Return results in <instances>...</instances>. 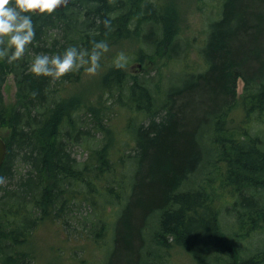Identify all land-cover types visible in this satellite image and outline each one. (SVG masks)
Instances as JSON below:
<instances>
[{
    "label": "trees",
    "instance_id": "1",
    "mask_svg": "<svg viewBox=\"0 0 264 264\" xmlns=\"http://www.w3.org/2000/svg\"><path fill=\"white\" fill-rule=\"evenodd\" d=\"M144 1L71 0L50 15H33L35 39L24 57L11 64L0 59V132L8 131L0 166V264H31L24 246L36 228L51 222L68 229L79 206L89 212L77 220V240L95 242L107 235L110 217L123 207L110 264H160L159 252L172 245L197 264H264V248L246 254L239 247L264 233V138L246 126L249 116L264 112V0H219L220 15L200 54L203 71L171 86L159 107L132 80L128 105L147 118L130 125L133 146L117 149V156L105 122L109 107L78 93L84 67L55 82L29 71L35 55H62L69 47L90 52L94 41L113 46L137 40L147 23L159 30L160 45L172 50L171 19ZM153 33L152 28L145 37L159 50ZM7 75L16 86L10 110L2 95ZM125 77L114 65L105 69L100 91L111 94L114 84L121 91ZM237 106L247 117L235 124ZM82 114L90 115L93 132L82 127ZM78 145L85 148L82 162L74 156ZM128 159L138 168L128 171ZM211 169L232 199L212 190ZM197 173L198 184L182 190ZM221 209L235 218L231 233L221 227Z\"/></svg>",
    "mask_w": 264,
    "mask_h": 264
},
{
    "label": "rangeland",
    "instance_id": "2",
    "mask_svg": "<svg viewBox=\"0 0 264 264\" xmlns=\"http://www.w3.org/2000/svg\"><path fill=\"white\" fill-rule=\"evenodd\" d=\"M144 2L151 3L156 13L171 19L170 26L174 37L172 50L174 52L170 48L167 49L165 46L160 45L163 38L161 36L158 38L159 33L157 32L159 30L154 25L147 23L142 25V34L137 40L127 39L109 46V51L101 57L100 68L96 75L90 76L87 74L85 71L87 66H84L80 77H78V93L83 91L89 101L95 103L98 100L104 106L109 107L108 119L105 122L112 132L110 137L112 138V145L116 148L112 151L115 156L119 154V151L121 152L123 149L130 150V147L133 146L134 140L133 134L129 131L130 125L132 123H144L147 118L143 113H135L134 107L128 105L126 87L130 86L132 80L137 81L148 89L154 104L159 107L163 99L165 102L168 93L171 91L168 90L171 86L179 87L185 75L190 72L203 71L200 63L203 58L200 57V54L207 40L210 24L218 19L221 11L219 0H145ZM140 20L144 23L143 19ZM152 28L155 29V34L153 33L152 36H154V39L158 38L157 46L159 45V50L152 49L150 42L152 39L145 37ZM120 52H124L128 58L126 66L121 68L128 83L121 88L122 90L120 89L121 91L116 89L114 84L110 88L111 94L106 92L104 94L103 91H100L98 85L101 73L114 65V59ZM140 57L142 61H139ZM113 80H110L112 84L114 83ZM242 91L243 82L238 80L236 84V99L238 101ZM15 93L16 86L13 77L7 75L2 87L3 101L7 110H10L15 104ZM102 108L100 107V112ZM232 116L235 124L239 121L242 122L244 116L247 117L240 106L236 107ZM79 117L83 121L82 127L84 129L89 128L93 132L90 115L82 114ZM248 120L247 128L262 140L264 138V112L258 115L253 114L249 116ZM126 123L128 129L125 128ZM7 135L8 131L6 129L0 132L2 139H5ZM119 141H121V145L118 147ZM207 146L205 145V147ZM74 156L78 161H84L86 158L85 148L78 145V148L76 147L74 150ZM126 162L128 171L138 168L136 161L128 159ZM218 175L219 173L215 169H211L208 174V179L213 178L211 182L212 190L216 194H227L229 196H223L232 199L229 192L221 188ZM199 179L200 175L198 178L197 173L190 183L182 187V190H189L191 187L196 186ZM206 183L208 184L209 180ZM220 203L218 202V205ZM221 210V227L226 233H231L235 229V218L228 215L225 209ZM88 212V208L79 206L75 218L70 219V225L66 230L64 227L51 222L36 228L24 246V250L33 258L31 264H110L116 252L115 240L119 223L123 218V207L113 212L109 220V231L98 242L87 237L83 241L77 240L76 236H79L77 230H81V226L76 225L77 220H81ZM91 218L93 219V216ZM93 227L95 230L97 225H93ZM239 247L246 254H250L257 247L264 248V233L255 235L253 239L244 242ZM158 258L162 259L160 264H197L184 248L174 247L173 245L165 251L159 252Z\"/></svg>",
    "mask_w": 264,
    "mask_h": 264
},
{
    "label": "clouds",
    "instance_id": "3",
    "mask_svg": "<svg viewBox=\"0 0 264 264\" xmlns=\"http://www.w3.org/2000/svg\"><path fill=\"white\" fill-rule=\"evenodd\" d=\"M66 3L67 0H0V59H6L9 64L21 60L35 39L32 16L50 15ZM97 22L101 23L99 20ZM102 23L111 30L109 19ZM108 51V43L102 40L94 41L90 52L69 47L62 55L38 54L34 56L29 71L35 77H49L55 82L87 66V74L94 76L100 68L101 57ZM127 62L126 54L120 52L114 59V67L124 68ZM3 183L4 178L0 177V184Z\"/></svg>",
    "mask_w": 264,
    "mask_h": 264
},
{
    "label": "water",
    "instance_id": "4",
    "mask_svg": "<svg viewBox=\"0 0 264 264\" xmlns=\"http://www.w3.org/2000/svg\"><path fill=\"white\" fill-rule=\"evenodd\" d=\"M71 2V0H67V3L60 7L59 9L57 10H61L63 9L65 6H67L69 3ZM6 145H5V142L4 140L0 137V166L2 165L4 159H5V156H6Z\"/></svg>",
    "mask_w": 264,
    "mask_h": 264
},
{
    "label": "bare ground",
    "instance_id": "5",
    "mask_svg": "<svg viewBox=\"0 0 264 264\" xmlns=\"http://www.w3.org/2000/svg\"><path fill=\"white\" fill-rule=\"evenodd\" d=\"M108 139V138H107ZM105 141V140H104ZM106 142V141H105ZM125 173H126V171H125ZM119 174H121V173H119Z\"/></svg>",
    "mask_w": 264,
    "mask_h": 264
}]
</instances>
